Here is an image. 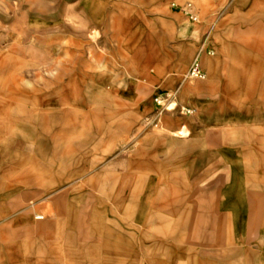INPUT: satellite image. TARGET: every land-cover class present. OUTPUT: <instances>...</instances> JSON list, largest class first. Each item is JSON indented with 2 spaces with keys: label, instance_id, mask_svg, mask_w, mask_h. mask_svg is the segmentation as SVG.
Returning a JSON list of instances; mask_svg holds the SVG:
<instances>
[{
  "label": "rangeland",
  "instance_id": "rangeland-1",
  "mask_svg": "<svg viewBox=\"0 0 264 264\" xmlns=\"http://www.w3.org/2000/svg\"><path fill=\"white\" fill-rule=\"evenodd\" d=\"M197 59L204 79L188 76ZM228 81L264 82V0H0V199L36 189L25 208L41 232L12 260L0 250L5 261L149 264L163 247L185 259L230 248L189 244L177 216L153 218L190 190L178 159L197 138L163 135L158 100L190 84L173 114L224 125Z\"/></svg>",
  "mask_w": 264,
  "mask_h": 264
},
{
  "label": "crops",
  "instance_id": "crops-1",
  "mask_svg": "<svg viewBox=\"0 0 264 264\" xmlns=\"http://www.w3.org/2000/svg\"><path fill=\"white\" fill-rule=\"evenodd\" d=\"M174 85V82H166L162 90L169 91ZM224 89L225 97L220 103L226 106L224 125L212 113L204 115L202 126L194 119L173 114L177 105L191 103L194 96L190 84H181L177 97L168 98L167 103L158 100L161 110L166 106L170 113L162 112L163 135L170 137L174 133L175 137L186 139L191 128L197 138L182 152L187 156L178 159L179 165L186 164L183 173L190 190L173 204L170 205L169 200L156 209L153 218L177 216L178 237L185 238L189 244L230 248L210 250L199 257L185 259L180 252L171 258L170 249L163 247L160 263L149 260V264H264V82L228 81ZM146 105L153 107L154 104L148 100ZM181 123L183 127L175 131L173 128ZM216 128L220 131L205 134L206 130ZM202 137H208V145H202ZM170 159L169 155L167 161L163 157L162 168L174 166ZM36 195L33 189L3 195L0 199V250L8 252L9 260L19 256L25 239L33 243L41 234L40 231L35 233L38 225L31 211L25 208L26 202ZM129 200L122 210L131 216L134 199ZM148 210L143 205L139 212L148 214ZM151 222L148 220L146 224ZM31 249L35 251L34 246ZM1 253L0 264H17L5 261Z\"/></svg>",
  "mask_w": 264,
  "mask_h": 264
},
{
  "label": "built area",
  "instance_id": "built-area-1",
  "mask_svg": "<svg viewBox=\"0 0 264 264\" xmlns=\"http://www.w3.org/2000/svg\"><path fill=\"white\" fill-rule=\"evenodd\" d=\"M187 7L189 9L188 13H189L190 19L194 22H198L199 17L197 16L195 12L192 11V5L189 3ZM188 76L194 79H204L206 77V72L204 71L198 59L195 60L192 66L190 67L188 71Z\"/></svg>",
  "mask_w": 264,
  "mask_h": 264
}]
</instances>
